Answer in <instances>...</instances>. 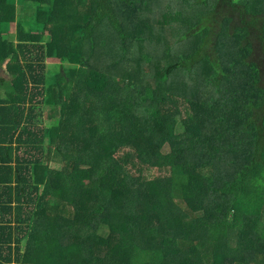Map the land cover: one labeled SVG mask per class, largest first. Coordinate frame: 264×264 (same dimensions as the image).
Returning <instances> with one entry per match:
<instances>
[{
  "label": "trees",
  "instance_id": "1",
  "mask_svg": "<svg viewBox=\"0 0 264 264\" xmlns=\"http://www.w3.org/2000/svg\"><path fill=\"white\" fill-rule=\"evenodd\" d=\"M0 264H264V0H0Z\"/></svg>",
  "mask_w": 264,
  "mask_h": 264
},
{
  "label": "rangeland",
  "instance_id": "2",
  "mask_svg": "<svg viewBox=\"0 0 264 264\" xmlns=\"http://www.w3.org/2000/svg\"><path fill=\"white\" fill-rule=\"evenodd\" d=\"M8 1H9V3H10L12 0H8ZM31 11H32V9H28V10H26V12H28V13H32ZM125 15H128V14L125 13ZM129 18H131V16H130ZM17 25H19V23H18V22H15V23L11 24L10 27L8 28L9 30H10V29H13V31H10V32H9V35L11 36V38H14V35H16V32H15V31H16ZM27 26H28V25H27ZM8 29H6V30H8ZM6 30H5V31H6ZM6 34H7V33H6ZM9 35H8V36L6 35V37H9ZM48 63H49V64H52V65H50V69H51L52 66H55V68L57 67V61H48ZM51 70H52V69H51ZM169 150H170L169 146L166 145V146L164 147V152L168 153Z\"/></svg>",
  "mask_w": 264,
  "mask_h": 264
}]
</instances>
